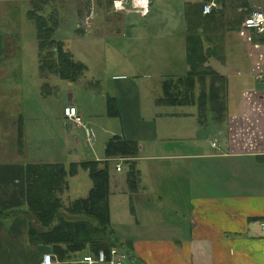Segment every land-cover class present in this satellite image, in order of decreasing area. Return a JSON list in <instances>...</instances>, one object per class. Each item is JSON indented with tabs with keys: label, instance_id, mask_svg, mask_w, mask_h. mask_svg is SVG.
Returning a JSON list of instances; mask_svg holds the SVG:
<instances>
[{
	"label": "crops",
	"instance_id": "crops-1",
	"mask_svg": "<svg viewBox=\"0 0 264 264\" xmlns=\"http://www.w3.org/2000/svg\"><path fill=\"white\" fill-rule=\"evenodd\" d=\"M202 1L152 0L150 12L146 16H140L111 11L109 0H86V8L92 4L95 16L89 24L84 25L82 20L76 27L79 34L84 35L85 30L91 34V52L94 49V54L97 55L101 51V60L103 55L113 56L104 65L95 59L97 64L104 66L102 69L121 67V64L126 68L125 71L123 68V71L109 73L106 77L110 80L109 94H101L105 111L115 119L116 127L98 126L94 116L86 117L77 103H72L70 99L67 101V104L76 107L83 123L92 133L89 143L91 150L95 131L98 130L105 136L102 139V153L105 141L112 135L139 145L138 154L132 159L139 170L136 188L121 189L122 192L118 195L123 204L122 224L126 230L123 233L112 232L118 242L122 243V248H118L124 253L122 264H264V230L261 226L264 223V151L259 142L249 139L227 140L226 136V143H215L216 146H212L214 141L208 143L206 136L203 137L211 128L209 125L200 134L202 126L199 125L202 122L199 120L192 122V130L184 128L187 119L198 117L197 107L195 112L179 113L163 109L172 105L156 103V99L162 96V84L166 79L160 83L161 95L152 97V104L146 105L143 103L140 83L133 77L138 74L134 72H140L143 77L149 76L145 75L144 68L155 70L157 76L164 74L168 78H176L187 72V4ZM249 1L252 9H256L254 1ZM82 14L80 19H83ZM200 17L199 14L192 19L200 22ZM110 28L116 29L115 32H110ZM217 30L218 35L214 34L219 36L215 40L218 42L215 47L217 53H213L209 59V64L215 70L221 73V66L228 61L235 62V67L238 68H242L244 62L248 66L247 71L264 70L263 34H255L242 28L234 30L230 35L236 44L228 45L227 38L230 36L224 32V27L219 26ZM201 31L202 38L205 39L204 47L209 46V40H206L210 35L209 29ZM5 42L8 43L7 39ZM243 51L246 52V57L243 56ZM125 58L128 61L123 62ZM5 66L0 64V74L3 73L1 69L5 72ZM37 70L40 77L45 76L39 70L38 62ZM237 72L241 74L244 71ZM258 91L259 89L255 93ZM253 97L254 95L250 96L249 104L240 102L238 115L226 116L223 121L225 126L228 118L238 119L240 122L248 119V115L253 116L257 105L254 104ZM109 98L110 103L107 100ZM59 116L65 132L67 120L62 111ZM210 120L213 124L222 122L212 117ZM176 126H180V129L176 130ZM191 132L195 133L196 139H191L195 137ZM185 134L189 138L184 137ZM65 144L69 152L80 154L77 139L70 137L63 145ZM255 150L262 153L257 154ZM84 160H105L106 165L112 160L116 161L114 158H105L104 154L102 157L94 155L92 159ZM33 163H60L66 166L71 161L67 164L56 161ZM26 164L28 163L0 161V208L23 210V166ZM120 171L121 169H114L115 173ZM84 173L86 174L85 171ZM80 175L78 171L74 177ZM68 177L65 178L66 186L58 194L63 206L76 198L84 197L90 185L85 187L82 194L69 198ZM110 195L108 177L107 208L111 230ZM126 199H130V202L133 200L130 210H125ZM150 212L155 214V218ZM59 215L65 218L76 217L66 214L62 209ZM155 219L160 221L158 225L162 229L153 226L151 222ZM124 220L130 225L126 226ZM27 224L28 219L22 212L0 218V264H40L41 255L46 252L51 255V264H55L57 260L49 246L28 243L25 234ZM138 228L143 230L139 233L134 231ZM84 254L90 253L86 250L73 253L72 262L77 264Z\"/></svg>",
	"mask_w": 264,
	"mask_h": 264
},
{
	"label": "rangeland",
	"instance_id": "rangeland-1",
	"mask_svg": "<svg viewBox=\"0 0 264 264\" xmlns=\"http://www.w3.org/2000/svg\"><path fill=\"white\" fill-rule=\"evenodd\" d=\"M253 1L254 7L259 8L262 6V0ZM31 7L28 0H0V64L6 65L5 72L1 69L3 73L0 74V161H16L18 163L56 161L67 164L70 161L92 159L94 155L102 157V139L105 137L103 132L101 130L95 131L96 136L91 150L82 129L77 128V126L74 127L75 125L67 121L64 132L63 122L59 114L62 107L70 99L72 103H77L86 117L88 115L94 116L98 126L116 127L115 119L109 117L105 111L102 95L109 94L108 84L110 80L106 78L109 73L123 71V68L125 71L126 68L121 64V67L115 66L102 69L104 66L97 64L95 59L104 65L113 56L111 54L109 57L103 55V60H101V51L97 55L94 54V49L91 52L89 43L91 34L86 30L84 35L76 32L77 24L82 22L80 16L82 13L84 16L87 10L86 0H50L40 7V9L42 8L40 12L45 16L49 15V12L54 20L52 37L55 40H60L64 49L72 55V58L82 62L86 69L83 71L82 76L73 83L61 80L54 74L40 77L37 70L35 27L33 22L25 15L26 10ZM241 24L235 30L241 29ZM115 30L110 28V32H115ZM232 31L234 30L224 29V32L230 36V38H227L228 45L229 43L236 44V42H233L234 40L232 41V35H230ZM215 33L218 35V30L210 31L211 40L207 43L209 46H205V48L211 47L216 50L215 47L218 46L216 41L219 36H215ZM5 39L8 43H4ZM215 52L217 53V51ZM242 53L246 57V52L243 51ZM124 60L126 58L123 59V62ZM235 65H237L235 62L228 61L226 65L219 67L221 74L227 77L228 107L226 116L238 115L240 102L241 104L244 102L249 104L251 101L249 94L259 89L253 97L254 104H257L255 106L256 114L253 111V116L252 114L248 115V119L240 122L238 119L231 120L228 118L225 126L223 121L226 117L221 120L217 119V121H222L221 123L213 124L214 122L210 120L211 113L207 111L201 123L202 125H199L202 126L199 134L206 130L209 125L211 128L206 132L207 135H203V137L206 136V142L208 143L214 141V143L224 144L227 140L245 141L249 139L259 142L261 149L264 150V97H257L258 94H264V82L255 80L254 73L256 70L254 72L247 71L248 66L244 62L242 68L235 67ZM236 68L239 70H236ZM159 71L162 72V70ZM237 71L244 72L239 74ZM144 72L145 75L149 76L143 77L140 72H134L138 74L133 77H136L140 83L143 103L151 105V98L158 97L162 93L161 81L169 76L166 77L164 74H162L163 76H157L155 70L152 71V69L144 68ZM165 73L168 72L165 70ZM180 74L182 75V72ZM163 109L178 111L179 113H192L195 112L196 106H165ZM198 119V117L187 119V125L184 128L192 130L194 127L192 122ZM175 123L177 124L176 120ZM18 126L20 138L16 136ZM175 128L179 130L180 126ZM226 130L228 131L227 134ZM191 133L194 137L195 133ZM226 136H228V139ZM70 137L77 139L78 146L81 148L80 154L68 151L67 147L69 148L70 143L67 147L66 144L63 145L66 139L70 140ZM184 137L189 138V135L185 134ZM191 139H196V136ZM114 159L116 161L112 160L106 165L111 192L109 200L112 209L111 231L123 233L126 230L121 214L123 204L118 195L121 194V189L125 190L127 188L128 190L125 176L126 168L123 169L125 167L123 163L126 162V159L123 157ZM115 162L119 163L121 167V171L118 173L114 172ZM79 173L81 175L77 177L78 179L74 176L67 178V195L69 198L82 194L85 187L90 184L84 171L80 170ZM132 202H130V199H126L125 210L132 209ZM150 214L152 213L150 212ZM152 215L155 218V214ZM136 221L134 220V222ZM151 223L154 227L156 225L161 229L163 228L158 225L159 220H152ZM125 225L130 224L125 221ZM163 226H166V224ZM141 230L143 229L138 228L134 231L139 233Z\"/></svg>",
	"mask_w": 264,
	"mask_h": 264
},
{
	"label": "trees",
	"instance_id": "trees-1",
	"mask_svg": "<svg viewBox=\"0 0 264 264\" xmlns=\"http://www.w3.org/2000/svg\"><path fill=\"white\" fill-rule=\"evenodd\" d=\"M28 1L32 7L26 10L25 15L35 27L39 70L45 75L54 74L61 80L76 82L82 76L85 66L72 58L60 40L52 37L54 20L49 12L46 16L40 12V7L50 0ZM207 1L210 0L187 4L188 70L182 76L166 79L162 84V96L156 99L158 105H195L200 122L207 111L215 120L226 117L228 90L227 77L209 64V59L216 50L204 47L205 39L202 38L201 29L208 28L209 33L214 29L217 31L219 26L235 30L252 9L249 0H215L221 8L202 15V4ZM108 5L110 6V0ZM199 14L202 17L200 22L195 18L193 21L192 18ZM206 40H211L209 34ZM107 100L110 103L111 98ZM138 150L137 142L118 135L107 138L103 146L105 158L126 159L125 176L129 190L136 188L139 177V170L132 161ZM80 170L86 171L90 182L87 193L63 206L58 194L66 186L65 178L76 175ZM23 182V210L0 208V218L22 212L28 219L25 231L28 243L49 246L56 257L55 264H75L71 255L83 250L90 254L102 250L108 260L111 247L122 248V243L118 242L109 228L105 160H81L66 166L60 163H28L23 166ZM61 209L76 217L60 216Z\"/></svg>",
	"mask_w": 264,
	"mask_h": 264
},
{
	"label": "built area",
	"instance_id": "built-area-1",
	"mask_svg": "<svg viewBox=\"0 0 264 264\" xmlns=\"http://www.w3.org/2000/svg\"><path fill=\"white\" fill-rule=\"evenodd\" d=\"M152 0H110V10L111 11H120L123 13H134L140 16H146L150 12ZM221 8L220 4L215 0H210L204 2L202 4L201 12L202 14H209L214 9L219 10ZM95 16L94 7L92 4L87 6V10L83 16V24H89L90 20ZM242 30H251L255 34H263L264 35V0L262 6L256 9H251L249 14L244 18L242 24ZM242 34V31H240ZM248 39H250L248 37ZM254 78L257 81L264 82V70H256L254 73ZM253 92L249 94L250 96L255 95ZM261 97H264V94H258ZM63 117L71 122V124L75 126H79L83 132L85 139L88 143L92 140V133L85 126L83 120L77 111L76 107L69 104H66L62 108ZM254 142V141H253ZM212 146H216L214 142H212ZM256 149V148H255ZM264 151V150H263ZM255 153H262L261 151L255 150ZM264 153V152H263ZM114 169L116 171L120 170L121 167L119 163L114 164ZM262 229L264 230V223L261 224ZM124 258V253L120 251L118 248L111 247L109 250V258L106 260L105 254L102 250H98L95 254H84L80 257V259L76 262L77 264H122V259ZM51 255L46 252L41 255L40 264H51Z\"/></svg>",
	"mask_w": 264,
	"mask_h": 264
}]
</instances>
